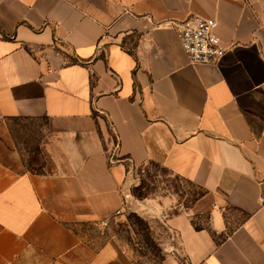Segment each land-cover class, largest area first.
I'll return each instance as SVG.
<instances>
[{"label": "crops", "instance_id": "0c3cea01", "mask_svg": "<svg viewBox=\"0 0 264 264\" xmlns=\"http://www.w3.org/2000/svg\"><path fill=\"white\" fill-rule=\"evenodd\" d=\"M189 16L216 20L217 64L182 49ZM11 119L47 123L40 172ZM149 162L205 194L135 199ZM126 209L163 264H264V0H0V264H135L78 229Z\"/></svg>", "mask_w": 264, "mask_h": 264}, {"label": "rangeland", "instance_id": "374dc122", "mask_svg": "<svg viewBox=\"0 0 264 264\" xmlns=\"http://www.w3.org/2000/svg\"><path fill=\"white\" fill-rule=\"evenodd\" d=\"M6 123L13 141V149L19 153L25 170L40 172L45 164L40 144L45 137L47 123L20 119H11ZM127 169L129 170V181L133 184L132 188L135 187L134 184L138 185L140 180H145L148 186L145 190L149 194L148 198L157 201L173 197L177 203L185 207L192 193L196 191L194 185L180 179L171 171L154 162L137 168L127 165ZM127 213L135 212L126 209L125 212L121 213L122 216L117 214L104 222L83 224L78 228L79 232L89 240H94L98 245L107 239H114L120 244L126 245L137 264H158L157 259L148 254L143 255L139 251V247L135 244L137 236L126 225L125 215ZM195 223L202 225L205 220H197Z\"/></svg>", "mask_w": 264, "mask_h": 264}, {"label": "built area", "instance_id": "2783aa9c", "mask_svg": "<svg viewBox=\"0 0 264 264\" xmlns=\"http://www.w3.org/2000/svg\"><path fill=\"white\" fill-rule=\"evenodd\" d=\"M182 49L195 64L215 65L226 53L215 33L217 22L212 18L189 16L174 23ZM120 213V212H118Z\"/></svg>", "mask_w": 264, "mask_h": 264}, {"label": "trees", "instance_id": "16d2710c", "mask_svg": "<svg viewBox=\"0 0 264 264\" xmlns=\"http://www.w3.org/2000/svg\"><path fill=\"white\" fill-rule=\"evenodd\" d=\"M186 182H188L191 185H194L189 181ZM194 186L196 188V191L192 193L191 198L189 199L188 203L185 205L186 208L191 207L198 199H200L205 194V190H203L202 188L196 185ZM147 187L148 186L145 183V180H140L139 184L131 189L132 196L137 200H144L148 198L149 194L147 193V191H145ZM125 218H126V225L130 229H132V231L137 236V240L135 244L139 247V251H141L143 255L148 254L151 255L153 258L157 259L158 264H163V260L165 256L163 254L160 245L152 237L148 222L144 220L141 216H139L137 213H127L125 215ZM195 229L200 230V227L195 224ZM211 233L213 237L216 238V234L214 232ZM133 261L135 264H137L134 258Z\"/></svg>", "mask_w": 264, "mask_h": 264}]
</instances>
